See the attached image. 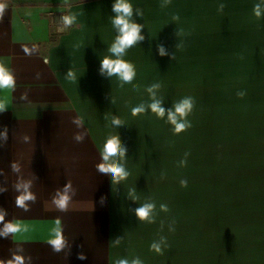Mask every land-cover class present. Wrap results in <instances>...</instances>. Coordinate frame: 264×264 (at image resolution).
Returning <instances> with one entry per match:
<instances>
[{
	"label": "crops",
	"instance_id": "0c3cea01",
	"mask_svg": "<svg viewBox=\"0 0 264 264\" xmlns=\"http://www.w3.org/2000/svg\"><path fill=\"white\" fill-rule=\"evenodd\" d=\"M130 2L143 12L134 20L144 40L123 57L135 70L123 83L99 73L117 35L114 0H0V65L15 78L0 89V264H199L197 117L191 111L179 164L167 111L158 118L147 108L162 101L166 109L163 89L197 71L183 57L204 59L206 73L207 187L221 238L206 241L205 264H264V14L253 11L261 0ZM63 10L71 23L53 39L47 13ZM110 135L126 148L118 166L130 173L115 184L96 168ZM67 184L61 211L55 201ZM146 203L155 205L151 222L135 215ZM57 219L59 252L49 244Z\"/></svg>",
	"mask_w": 264,
	"mask_h": 264
},
{
	"label": "clouds",
	"instance_id": "9594fccd",
	"mask_svg": "<svg viewBox=\"0 0 264 264\" xmlns=\"http://www.w3.org/2000/svg\"><path fill=\"white\" fill-rule=\"evenodd\" d=\"M168 3H170V0H168ZM223 7L224 5H220L221 9H223ZM253 11L256 17H261V15L264 14V0H261L260 3L255 4ZM112 12L114 13L112 17V25L117 35L114 42L108 49L110 56L103 58L100 62L99 73L106 78L117 76L121 82L131 83L135 78L134 66L130 62H126L123 57L126 55L128 49L138 43L140 44V42L144 40V35L142 34L144 25L138 24L134 20V14L135 16L142 17L143 12L139 8L135 9L134 11L130 0H114ZM173 19L176 20L178 17H173ZM64 22L65 24L71 23L69 20H65ZM24 51L28 52V49L25 48ZM158 53L160 56L168 55V52L164 49L163 45H158ZM174 58L175 57L173 54V59ZM68 76L69 78H72L71 71L68 72ZM14 87L15 78L13 73L5 65H0V89H12ZM154 87H159V85L148 87L147 91L149 93H153ZM240 95L243 94L241 93ZM193 107V98L186 97L180 100L178 103H175L173 109L167 110L168 122L174 126V133L178 134L191 127V123L186 119V117L191 113ZM147 108H149L152 113L156 114L158 118L163 117L166 111V109L162 107V101L150 103L147 105ZM145 110L146 109L143 106L134 107L132 109V115L136 116L145 112ZM4 111H6V105L4 102H0V112ZM74 122L77 125L82 124V120L79 119L75 120ZM122 123V120H120L118 117L112 118V124L115 127H120ZM6 131L7 128H5V132ZM83 138V135L76 136L78 141H82ZM101 157L102 163L96 165L97 171L99 173L108 174L113 184L127 179L130 173L126 171L124 167L118 166L119 161L125 160L126 158V148L122 144L119 135H110L106 138L101 151ZM181 163L183 164L185 162L182 161ZM181 185L186 186L187 182L182 180ZM71 191V185L67 184L64 187L63 194L58 193L59 199L55 202L61 211L66 210L64 202L71 199V196L69 195ZM128 196L129 199L132 200L137 198L133 191H130ZM17 204L18 206L23 207L19 199L17 200ZM154 207V204H142L135 209V215L139 219L149 220V222H151L150 216ZM161 207L166 208L164 205ZM24 231H27V228H24ZM61 232V221L57 219L55 221V226L52 228V233L55 238L49 240V244L55 252L61 251L65 246L64 243H62V240L58 238L61 236ZM0 235L6 234L0 233ZM116 243H119V240H116ZM151 249H154L157 253H161L160 245L155 242L152 243ZM80 258L83 259L84 256L81 255ZM17 259H19V257H17ZM116 264H143V262L137 257L131 261L128 259H119L116 261Z\"/></svg>",
	"mask_w": 264,
	"mask_h": 264
},
{
	"label": "rangeland",
	"instance_id": "374dc122",
	"mask_svg": "<svg viewBox=\"0 0 264 264\" xmlns=\"http://www.w3.org/2000/svg\"><path fill=\"white\" fill-rule=\"evenodd\" d=\"M201 52L200 48L194 49ZM183 66H192L196 69L195 72H182L181 80L182 87L180 88H165L162 95L165 99L166 111L173 109L175 103L186 97H192L194 100V115L197 117V241H198V259L199 264H205L206 241L209 239L221 238L220 225L218 222V214L216 215V204L218 199H212L208 193L207 175H206V73L204 72V59L199 60V57H183ZM192 64V65H191ZM178 83V79L176 80ZM190 114L186 117L189 121ZM188 128L180 133H176L179 137L180 144L183 147L173 152L176 163L184 161L185 145L188 144ZM187 143V144H186ZM188 152V151H187ZM168 154V153H167ZM179 155V156H177ZM169 165V164H168ZM218 223V224H217Z\"/></svg>",
	"mask_w": 264,
	"mask_h": 264
},
{
	"label": "built area",
	"instance_id": "2783aa9c",
	"mask_svg": "<svg viewBox=\"0 0 264 264\" xmlns=\"http://www.w3.org/2000/svg\"><path fill=\"white\" fill-rule=\"evenodd\" d=\"M47 15L50 21L52 38L56 39L64 30V21L67 20V10L48 11Z\"/></svg>",
	"mask_w": 264,
	"mask_h": 264
}]
</instances>
